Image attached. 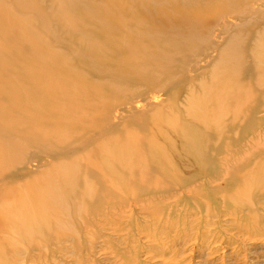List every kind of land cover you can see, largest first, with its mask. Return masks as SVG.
Wrapping results in <instances>:
<instances>
[{"label":"bare ground","instance_id":"1","mask_svg":"<svg viewBox=\"0 0 264 264\" xmlns=\"http://www.w3.org/2000/svg\"><path fill=\"white\" fill-rule=\"evenodd\" d=\"M9 2L0 5V173L12 166L14 157L25 154L31 146L51 151L48 145H42L45 141L57 148L58 151L53 150L57 157H68L78 150H64L58 146L74 136V129L70 128L68 121L48 122L57 117L49 113L54 103L64 111L63 99L78 94L75 87L65 82L84 80L71 72L62 55L54 54L49 48L48 36H54L56 32L49 29V20L58 22V28L69 35L65 37V43L67 39L74 38L75 44L80 45L73 54L75 61L83 65L87 73L88 70L103 73L108 68H116V71H133L135 76L131 80L143 79L153 85L158 81H172L175 77L169 67L176 64L180 71L185 70L186 58L175 62L174 56L196 47L193 46L197 41L195 30L187 26L189 41H179L171 36L178 34L173 33L175 30L171 26L175 25L172 22L169 25L170 22L163 21L166 32L161 33L154 24L144 26L160 34V39L145 30L144 34H139L130 27L122 29L103 24L91 35L86 30L88 24L77 22L80 11L75 8L74 13L73 8L66 6L70 0H54L55 9L49 14H45L34 0ZM28 11L34 14L32 18H28ZM136 25L143 26L140 23ZM240 46L239 37L227 42L224 52L208 70L207 78L200 80L203 93L190 96L183 108L178 103L180 88H177L170 98V111L156 112L142 122L145 126H141L140 131L114 129L104 132L98 138L100 142L94 150V157L78 156L87 177L74 160L65 161L56 169L54 176L45 174L29 182L24 177H15L19 175L17 172L10 173L13 177H0V230L7 232L6 243L0 242V262L5 258V245L11 248L12 253L9 254L15 258L24 252H19L21 246H29L33 242L45 244L49 239L62 240L66 235L64 232L73 233V221L87 211L88 197H96L101 203L105 198L103 195L136 197L143 196L144 192L149 195L169 193L176 186L190 185L195 178L202 180V186H207L209 180L224 178L228 186L233 184L235 190L224 196L226 212L234 221L247 220L253 227L252 222L258 217L257 209L261 204L257 198L260 195L264 198V157L255 164L252 172L242 174L240 164L249 152L245 153V149L238 147L241 138L233 140V127L245 113L247 117L243 118L248 124L240 132H247L254 123L253 118L248 119V116H255L250 114L252 102L245 109L241 101H253L254 93L249 89L253 87L251 82L264 87V33L257 37L247 54ZM245 54L250 58L248 64ZM77 68L74 67L73 71L77 72ZM247 75L251 77L247 78ZM15 80L27 87L17 91ZM42 83L49 85L47 93L39 90L41 86L38 85ZM88 91H94L91 85H88ZM54 96L60 98L53 102ZM42 97L51 100L45 103ZM230 114L232 117L228 119ZM64 129H67V136H60ZM63 151H66L64 155ZM233 152L234 155L231 154ZM180 166L187 168L183 170H188L189 175L195 177H173L178 175ZM155 173L164 177H148ZM215 173L229 177H206ZM241 185L244 190H239ZM260 185L262 188H258ZM197 201L194 200V205L198 207L200 202ZM206 202L205 211L209 212L211 204L207 199ZM246 209L248 213H245ZM72 233L67 234L70 237Z\"/></svg>","mask_w":264,"mask_h":264},{"label":"rangeland","instance_id":"2","mask_svg":"<svg viewBox=\"0 0 264 264\" xmlns=\"http://www.w3.org/2000/svg\"><path fill=\"white\" fill-rule=\"evenodd\" d=\"M34 1L45 14L55 9L54 0ZM9 3V0H0V5ZM66 6L73 8L74 13L75 8L80 11L77 22L88 24L86 30L91 35L92 31L103 24L122 29L130 27L139 34H144L145 30L160 39V34L144 26L154 24L159 27L160 33L166 32L162 23L167 21L169 25H175L171 27L175 30L173 33L178 34L171 36L179 41H189L187 26L188 29H194L197 41H194L193 46L196 47L174 56L175 62L186 58L185 70L180 71L176 64L169 67L175 77L172 81H158L153 85L143 79L131 80L135 76L133 71H116V68H108L103 73L88 70L87 73L85 67L75 61L73 54L80 45L75 44L74 38L67 39L65 43V37L69 35L58 28V22L49 20V29L56 31L54 36H48L49 48L54 54L62 55V60L65 58L69 63L71 72L77 73L84 80L65 82L75 87L78 94L63 99L64 111L54 103L49 113L57 117H52L48 122L68 121L70 128L74 129V136L58 146L64 150H78L68 157H57V148L45 141L42 145H48L51 151L46 152L36 145L27 148L25 154L14 157L12 166L3 170L0 177H13L10 173L17 172L19 175L15 177H24L29 182L45 174L54 176L56 169L67 160L76 161L86 176V169L79 157H94V150L100 142L98 138L104 132L114 129L140 131L141 126H145L142 122L153 114L170 111V98L177 88H180L178 103L183 108L190 96H201V78H207L208 70L224 52L230 39L239 37L240 49L247 54L257 37L264 33V0H70ZM27 15L32 18L34 14L28 11ZM88 15L91 17L88 18ZM138 23L143 26H137ZM143 42L146 44V40L143 39ZM147 49L150 51V47ZM249 61L250 58L246 57L247 64ZM74 67H78L77 72L73 71ZM53 71L55 73V69ZM251 84L253 87L249 89L254 93L253 101L247 103L242 100L241 103L247 109V105L252 102L250 114L255 116H248V119L253 118L254 123L247 132H240L248 124L246 118H243L245 115L247 117L245 113L240 118L236 117L239 119L233 127V140L241 138L238 147L245 149V153L249 152L240 164L242 174L252 172L255 164L264 157V87L253 82ZM88 85L94 91H88ZM38 86L42 87H39L41 92H48V84ZM26 87L14 81L17 91ZM59 98L54 96L53 102ZM41 100L47 103L51 99L42 97ZM231 117V114L228 115V119ZM66 130L60 132V136H67ZM231 154L234 155V152ZM181 168L187 169L180 166L178 175L173 177H195ZM148 177L164 176L155 173ZM206 177L229 176L215 173ZM224 179L209 180V186H202V180L197 181L195 178L186 187L176 186L169 193H153V196L156 195L153 198L148 192L143 193L144 197L103 195L105 198L101 203L96 197H88L87 211L82 217L75 218L74 232H64V240L49 239L45 244L33 242L29 246H21L19 252H24L15 258L10 255L11 248L5 245V258L0 264H264V198L262 195L257 198L261 204L257 209L258 217L252 222L255 227H251V222L247 220L236 222L227 214L224 205L225 194L233 192L235 188L233 184L232 187L228 186ZM238 188L244 190L243 185ZM258 188H262V185ZM196 199L200 202L198 207L194 205ZM206 199L211 204L209 212L205 211ZM245 213H248V209ZM67 233L72 234L69 237ZM6 236L7 232L0 230L1 243H6Z\"/></svg>","mask_w":264,"mask_h":264}]
</instances>
